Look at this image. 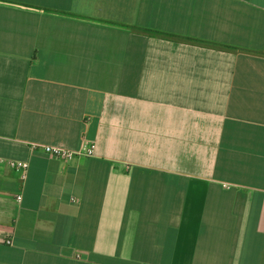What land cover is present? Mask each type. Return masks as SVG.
I'll return each instance as SVG.
<instances>
[{
	"label": "crops",
	"instance_id": "0c3cea01",
	"mask_svg": "<svg viewBox=\"0 0 264 264\" xmlns=\"http://www.w3.org/2000/svg\"><path fill=\"white\" fill-rule=\"evenodd\" d=\"M0 157V264H264V0H0Z\"/></svg>",
	"mask_w": 264,
	"mask_h": 264
},
{
	"label": "built area",
	"instance_id": "2783aa9c",
	"mask_svg": "<svg viewBox=\"0 0 264 264\" xmlns=\"http://www.w3.org/2000/svg\"><path fill=\"white\" fill-rule=\"evenodd\" d=\"M31 148L33 151L41 152L46 156L56 158L62 162H68L77 157L91 158L94 155L95 144L84 141L78 151H72L59 146L51 145L41 146L34 144ZM0 166L8 167L9 169L17 172L21 180H25L29 164L26 161L0 157ZM20 198V196L17 197L18 200H20Z\"/></svg>",
	"mask_w": 264,
	"mask_h": 264
},
{
	"label": "trees",
	"instance_id": "16d2710c",
	"mask_svg": "<svg viewBox=\"0 0 264 264\" xmlns=\"http://www.w3.org/2000/svg\"><path fill=\"white\" fill-rule=\"evenodd\" d=\"M140 31H145V32H147L148 34H151V35H155V36H160V37H170V36H168V35H166V34H163V33H159V32H154V31H148V30H140ZM221 49H226V50H233V48H230V47H223V46H221Z\"/></svg>",
	"mask_w": 264,
	"mask_h": 264
}]
</instances>
